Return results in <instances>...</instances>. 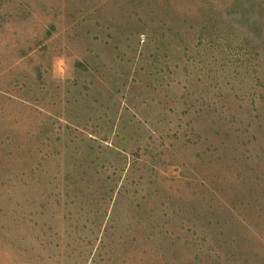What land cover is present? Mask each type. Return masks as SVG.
<instances>
[{"label": "rangeland", "instance_id": "374dc122", "mask_svg": "<svg viewBox=\"0 0 264 264\" xmlns=\"http://www.w3.org/2000/svg\"><path fill=\"white\" fill-rule=\"evenodd\" d=\"M0 264H264V0H0Z\"/></svg>", "mask_w": 264, "mask_h": 264}]
</instances>
